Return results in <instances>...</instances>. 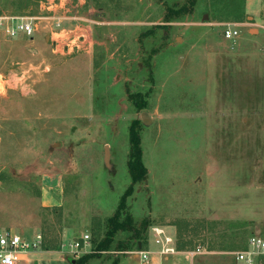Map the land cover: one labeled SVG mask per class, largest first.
Listing matches in <instances>:
<instances>
[{
	"label": "rangeland",
	"instance_id": "1",
	"mask_svg": "<svg viewBox=\"0 0 264 264\" xmlns=\"http://www.w3.org/2000/svg\"><path fill=\"white\" fill-rule=\"evenodd\" d=\"M62 1L0 0V15L35 18L41 28L33 39L0 41V229L28 241L42 235L31 264L91 254L132 185L134 127L147 176L120 208L110 250L86 264H118L140 242L147 249L155 227L181 252L205 249L191 264H237L248 238L264 237V177L253 180L257 167L264 175L263 106L240 113L242 122L256 113L250 125L219 128L213 121L225 114H208L205 64L219 47L264 54V30L248 22L244 0ZM228 25L239 31L234 41L224 38ZM229 140L247 175L243 187L230 179L237 190L211 175L214 159L218 167L228 159L218 141ZM86 235L89 246L72 254Z\"/></svg>",
	"mask_w": 264,
	"mask_h": 264
},
{
	"label": "crops",
	"instance_id": "2",
	"mask_svg": "<svg viewBox=\"0 0 264 264\" xmlns=\"http://www.w3.org/2000/svg\"><path fill=\"white\" fill-rule=\"evenodd\" d=\"M245 2V15L249 23L253 24L259 33H262L264 30V0H244ZM48 38V37H47ZM8 40V39H7ZM52 41V39H51ZM228 41V40H227ZM49 46L52 43L49 41L47 44ZM235 47H229L225 49L216 48L213 50L211 54L206 59V74H205V82L207 85L208 91V105L210 114V118L214 117L218 112H224L225 116L220 118L218 121L217 119L213 121L216 123L219 128L223 124L226 128V125L231 128L236 124L243 123L241 121V112L251 107L254 103L258 105L259 100H261L263 108L261 114V124L263 125L262 128V144L261 148L264 147V54L263 53H252L249 50H234ZM257 82V84H255ZM250 83H253L255 86L254 89H249L246 86ZM249 90V92H248ZM259 91L262 93L259 95ZM245 97L243 98V96ZM256 113L249 112L248 117H245V125H250L254 119ZM225 119V121H224ZM224 122V123H223ZM215 124V125H216ZM260 124V125H261ZM253 125V124H252ZM213 124L209 123L208 130H210ZM218 126H215L216 128ZM227 129V128H226ZM228 130V129H227ZM230 138V133L228 134ZM226 134V136H228ZM231 140V139H230ZM228 142V145H221V141H218V148L217 154H222L223 157H228L227 162L222 160V166L218 167V160L214 159V167H212L211 175L213 178H219L224 176L226 179H234L239 178L241 183L239 184L240 187H243V183H245V178L247 175L242 174L243 164L237 161H233L231 157H235L237 155L233 154L234 149L236 147L233 142ZM216 143V140H214ZM238 151V150H237ZM261 157H264V150L262 151ZM263 163V161H262ZM216 166V167H215ZM248 169L250 172H253L254 167L250 166L247 163ZM218 167V171H217ZM257 174L254 176L253 180L256 183L257 179L262 180L261 174L262 168H255L254 169ZM232 172V174H231ZM241 172V174H240ZM224 174V175H223ZM210 175V176H211ZM251 177L249 176L248 181ZM246 184V183H245ZM264 185V183L262 182ZM247 185V184H246ZM230 189L237 190V186L230 181ZM234 187V188H233ZM247 188V186H246ZM239 192H241V188H238ZM235 192V191H234ZM225 193V191H224ZM166 234L171 237L173 240L175 239L173 234L168 230L163 229ZM149 245L147 249L142 251L149 252L151 263L150 264H191L192 261H189L185 257L186 252H181L177 249V254L173 256L163 257L161 255L162 247L157 245L153 234H151V238L149 240ZM248 241V240H247ZM156 245V246H155ZM176 246V245H175ZM247 247V242L246 246ZM244 248V249H245ZM243 250V249H242ZM140 251L129 253L124 256L121 260L118 261V264H143L141 257L139 255ZM40 255L34 254L31 259H37ZM58 260V259H57ZM239 264V263H237Z\"/></svg>",
	"mask_w": 264,
	"mask_h": 264
},
{
	"label": "built area",
	"instance_id": "3",
	"mask_svg": "<svg viewBox=\"0 0 264 264\" xmlns=\"http://www.w3.org/2000/svg\"><path fill=\"white\" fill-rule=\"evenodd\" d=\"M63 1L60 0L54 7L62 8ZM57 23L52 26L59 28L61 21L55 19ZM41 31L39 24L35 18L0 15V41L2 39H16L20 36H26L33 39L37 33ZM224 38L228 41H234L239 37V31L234 26L228 25L224 29ZM81 42L85 40L83 35L77 37ZM77 38L71 39V42ZM52 52L56 53L59 48V42L52 39ZM68 50L70 46L67 45ZM78 48V47H76ZM152 234L157 245L162 247L161 255L163 257L173 256L177 254L174 240L169 237L163 228H152ZM89 236H84L81 242H75L70 245V252L78 254L81 248L88 247ZM44 247V239L42 235H38L34 240L28 241L19 234L12 231L0 229V264H31V257L34 254L42 253ZM69 252V253H70ZM206 251L202 247L186 252L187 260L192 261L196 256L204 254ZM143 264H150L151 258L149 252L140 251ZM236 261L239 264H264V237L261 235H251L247 241V247L238 251Z\"/></svg>",
	"mask_w": 264,
	"mask_h": 264
},
{
	"label": "trees",
	"instance_id": "4",
	"mask_svg": "<svg viewBox=\"0 0 264 264\" xmlns=\"http://www.w3.org/2000/svg\"><path fill=\"white\" fill-rule=\"evenodd\" d=\"M196 1L197 0H192L193 4H196L195 3ZM130 140H131V155L129 158V173L131 176L132 185L127 190L126 194L122 197L120 208H125V203H126L127 198L131 196L134 192V185L143 181L146 178L147 173H148L144 165V162H143L142 149H141V138H140V135L135 131L134 127H132L131 132H130ZM120 208L119 210H117L115 218H112L110 220L111 226L113 228H111V230L109 231L107 238L104 239L103 241H100L96 245L94 244L92 253L78 259L75 264H86L89 260L94 259L98 257V255H101L102 253L110 250V247L114 241V236L117 233V230L122 227V225H120L121 223L117 220V218L121 214ZM139 245L137 246V249H138L137 251H142L144 243L140 242ZM125 252L128 253L132 251L129 249V251H125Z\"/></svg>",
	"mask_w": 264,
	"mask_h": 264
},
{
	"label": "water",
	"instance_id": "5",
	"mask_svg": "<svg viewBox=\"0 0 264 264\" xmlns=\"http://www.w3.org/2000/svg\"><path fill=\"white\" fill-rule=\"evenodd\" d=\"M142 119H143L144 123H146V124L150 122V119H149V117H148L147 114H144V115L142 116ZM106 158H107V155H106Z\"/></svg>",
	"mask_w": 264,
	"mask_h": 264
},
{
	"label": "bare ground",
	"instance_id": "6",
	"mask_svg": "<svg viewBox=\"0 0 264 264\" xmlns=\"http://www.w3.org/2000/svg\"><path fill=\"white\" fill-rule=\"evenodd\" d=\"M0 88H1V84H0ZM2 92H3V89H2Z\"/></svg>",
	"mask_w": 264,
	"mask_h": 264
}]
</instances>
